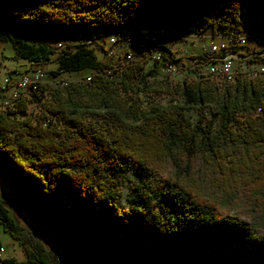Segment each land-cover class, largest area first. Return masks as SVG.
Masks as SVG:
<instances>
[{
	"label": "trees",
	"instance_id": "trees-1",
	"mask_svg": "<svg viewBox=\"0 0 264 264\" xmlns=\"http://www.w3.org/2000/svg\"><path fill=\"white\" fill-rule=\"evenodd\" d=\"M190 29L263 37L264 0H0V43H10L11 58L57 62L35 85L41 91L0 112V173L30 219L73 247L76 264H264V73L171 85L180 101L159 105L148 79L164 64L151 50H133L137 60L113 69L84 43H65ZM227 48L264 63V48ZM124 167L147 207L119 204ZM0 226L26 264H51L1 200Z\"/></svg>",
	"mask_w": 264,
	"mask_h": 264
},
{
	"label": "rangeland",
	"instance_id": "rangeland-1",
	"mask_svg": "<svg viewBox=\"0 0 264 264\" xmlns=\"http://www.w3.org/2000/svg\"><path fill=\"white\" fill-rule=\"evenodd\" d=\"M164 43L170 48L171 52L176 57H186L188 60H192L199 56L201 49L204 46L210 44H220L221 38L218 35H213L210 31L203 33V35L197 36L195 32L190 29L189 31L182 32L181 36L173 33H169L164 37ZM89 38L74 36L69 40H66V44L70 45L72 48L74 45L79 43H84L85 47L91 49L93 54L98 60L108 61L110 58L105 49L97 44L96 40L86 43ZM237 47L239 53L246 54V51L251 52L252 50H263V46L254 41L253 37L248 31L243 32L239 39L234 43ZM246 47L248 49H246ZM62 46L59 49H63ZM13 54L12 47L10 43H0V90L2 86H6V81L10 82V86L5 88L7 93L15 90L17 82L23 76H30L33 74L36 68H41L45 73L46 79H50L49 71L56 69L57 62L51 60L44 65L30 64V62L20 59L14 60L11 58ZM124 55V51L119 52L118 60ZM137 60L136 57L132 61ZM122 61V60H121ZM212 60H196L194 63H189L185 61V68L180 71L174 72L172 75L165 74L162 71V67L158 68L157 75L155 77L149 78L148 82L151 86V92H153L157 99L159 100V105H169L172 101L177 103L180 101L179 92H175L174 89H170L172 85L174 88L176 85L182 86L184 83H192L199 80L201 77H206V68L209 66ZM123 65H126L125 63ZM258 64L254 62H249L248 60H240L235 63L237 70L243 74H247L250 70L257 67ZM86 72L70 74L71 77H79L85 75ZM252 74L247 76L251 77ZM257 75V73L255 74ZM60 76H67L65 72L61 73ZM209 80L217 81L218 78H208ZM220 79V78H219ZM43 83H46L44 81ZM49 85V84H48ZM49 85L46 90L45 98L49 95ZM157 92H155V91ZM170 92V93H167ZM173 94V95H172ZM27 98V96H23ZM170 102V103H169ZM18 104V103H17ZM1 109V108H0ZM36 111V106L31 103L28 106V112ZM4 112V110H0ZM187 118L190 121L196 119V114L192 111L186 113ZM196 167L200 168L201 161L198 160ZM0 200L8 209V214L13 218L16 223L21 227L24 237L27 241L32 242L37 247H40L46 254H48V259L51 264H76L80 257L77 255L73 247L61 239L54 231L46 228L39 222H35L27 215V213L18 205L19 197L11 186V184L2 176L0 173ZM139 179L132 173L131 169L124 167L120 181L118 183L119 187V204L128 209L130 207L143 208L149 205V201L146 199H141L137 195L135 186L139 185ZM241 205V204H240ZM241 208L246 209L244 205ZM264 229V227H263ZM0 244L2 252H0V260L12 258L18 264H26L25 256L22 251L20 244L14 241L12 237L4 232L0 226Z\"/></svg>",
	"mask_w": 264,
	"mask_h": 264
},
{
	"label": "built area",
	"instance_id": "built-area-1",
	"mask_svg": "<svg viewBox=\"0 0 264 264\" xmlns=\"http://www.w3.org/2000/svg\"><path fill=\"white\" fill-rule=\"evenodd\" d=\"M166 35L167 34H161L157 32L135 34H127V32H125L119 33V35L98 34L96 42L98 45L105 49L107 55L110 57V59H112L113 69H122L128 65H131V62L134 58V55L132 53L133 50L137 52L151 50L152 59L155 61L163 62L164 66L162 68V71L165 74L172 75L174 72L183 70L185 68V61L194 63L196 62V59L188 60L184 56L179 58L174 56L172 59H170L169 56L168 60H164V51L162 48H160V46L164 44V37ZM219 37L221 38L220 44H210L208 46L202 47L201 49L200 55H205V59L212 60L209 66L206 68V78H221L226 76L235 77L239 72L237 70V67L235 66V63L240 60H245V58H242L236 52L227 48L228 46L234 45L235 43V40L231 37V35H224ZM253 39L254 41L260 43L264 48V36ZM121 50L124 51V55L118 60L119 52ZM124 63L126 65H123ZM255 73H264V63L258 64L256 68L243 75ZM28 78H46V76L40 68H37L34 70L32 75L21 77V79L16 84L15 90L12 93L4 97L0 96V105H4V101L8 100L10 98V95H15V92H32L36 94L38 91L42 90L40 88L29 87ZM91 78L92 74H88L84 78H82V80H91ZM53 80L59 81L63 84H66L69 81L57 78H53ZM0 252H2V248L0 249Z\"/></svg>",
	"mask_w": 264,
	"mask_h": 264
},
{
	"label": "bare ground",
	"instance_id": "bare-ground-1",
	"mask_svg": "<svg viewBox=\"0 0 264 264\" xmlns=\"http://www.w3.org/2000/svg\"><path fill=\"white\" fill-rule=\"evenodd\" d=\"M141 33H150V32H141ZM251 77H255V74H252ZM233 78H234L233 76H226V77H221L220 79L223 80V81H227L228 82V81L233 80ZM40 82L43 83L44 82V78H28V86L29 87L35 88V85L37 83H40ZM29 93L30 92H23V93L22 92H15V95H10V98L8 100L4 101V105H0V108L2 110H4V111H6L8 109H11L17 103L18 99L21 96H28ZM154 97L155 96H153V98Z\"/></svg>",
	"mask_w": 264,
	"mask_h": 264
},
{
	"label": "crops",
	"instance_id": "crops-1",
	"mask_svg": "<svg viewBox=\"0 0 264 264\" xmlns=\"http://www.w3.org/2000/svg\"><path fill=\"white\" fill-rule=\"evenodd\" d=\"M8 86H10V82H8V81H6V86H2L1 88H3V90L0 92V95L1 96H7V95H9L10 93H12L14 90H12V91H10V93H7L6 91H5V88L6 87H8ZM0 183H2V182H0ZM1 199H2V197H0Z\"/></svg>",
	"mask_w": 264,
	"mask_h": 264
},
{
	"label": "water",
	"instance_id": "water-1",
	"mask_svg": "<svg viewBox=\"0 0 264 264\" xmlns=\"http://www.w3.org/2000/svg\"><path fill=\"white\" fill-rule=\"evenodd\" d=\"M0 264H4V262L2 260H0Z\"/></svg>",
	"mask_w": 264,
	"mask_h": 264
}]
</instances>
